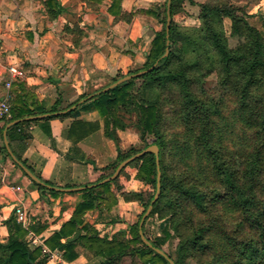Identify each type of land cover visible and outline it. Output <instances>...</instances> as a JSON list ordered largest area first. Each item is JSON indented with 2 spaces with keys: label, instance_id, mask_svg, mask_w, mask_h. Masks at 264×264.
I'll use <instances>...</instances> for the list:
<instances>
[{
  "label": "trees",
  "instance_id": "1",
  "mask_svg": "<svg viewBox=\"0 0 264 264\" xmlns=\"http://www.w3.org/2000/svg\"><path fill=\"white\" fill-rule=\"evenodd\" d=\"M185 1L193 3V0H170L168 53L161 57L166 47L164 3L163 9L154 13L160 29L151 41L143 65L127 73L145 69L161 57L149 71L94 95L71 111L11 125L6 132L9 147L19 161L43 180L22 158L31 138L26 131L31 123H39L50 136L51 118L69 116L77 109L94 110L102 120L103 135L117 143L116 130L127 126L124 119L127 115L143 145L132 144L125 149L117 146L116 157L100 168L102 172L96 181L111 174L121 160L151 143L157 145L160 188L147 217L156 216L167 222L160 235L148 237L145 218L142 230L151 243L163 249L164 242L173 236L174 253L163 250L175 264H264V17L260 18L259 29L233 0H204L198 4L197 25L179 24L174 16L183 11ZM40 2L49 19L61 14L57 0ZM120 2L112 0L109 11L118 12ZM225 18L230 21L228 34ZM63 29L73 34L75 44L74 36L83 34L76 24H65ZM231 37L237 39L235 44H230ZM212 73L216 84L205 88L204 81ZM125 74L117 72L110 82ZM17 89L22 91L20 83L13 91ZM97 89L81 93L65 106H60L57 99L48 110L16 92L15 97L10 95V117L2 119V126L15 119L64 110ZM82 123L72 120L69 138ZM14 140L19 142L14 144ZM0 153L9 158L3 143ZM126 166L136 169L134 178L149 185L150 193L145 189L123 190L119 176ZM126 166L113 180L79 190L81 198L71 216L44 240L50 251L57 249L64 260L71 261L80 245L96 258L91 264H122L125 257L134 264H168L141 241L139 220L110 237L100 236L92 225L84 222L87 211H110L117 204L118 195L124 201L138 202L143 211L146 209L155 191L154 155L145 152ZM30 183L52 196L62 193L31 180ZM3 224L7 237L0 242V264L46 263L49 253L40 246H30L26 238L29 230L39 232L42 226L24 227L16 221L14 213ZM77 231L78 237L69 241Z\"/></svg>",
  "mask_w": 264,
  "mask_h": 264
},
{
  "label": "crops",
  "instance_id": "2",
  "mask_svg": "<svg viewBox=\"0 0 264 264\" xmlns=\"http://www.w3.org/2000/svg\"><path fill=\"white\" fill-rule=\"evenodd\" d=\"M57 2L62 8L61 14L49 19L40 0H0V70L3 71L0 99L8 95L11 100V94L15 97L16 92H21L22 98L27 95L48 110L57 99L60 106H65L81 93L109 83L117 72L125 74L141 67L160 29L154 13L161 11L164 3L167 5V0H121L115 13L109 11L112 0ZM65 24H76L82 30L80 37L74 36L76 44L73 34L64 31ZM8 65H15L24 72L23 77L11 79L9 87L5 85L9 79L5 71ZM18 83L22 91L14 92ZM45 113L56 115L54 112L39 114ZM74 119L83 123L69 138V126ZM2 124L0 119V145L7 123ZM97 124L98 127H92ZM102 124L96 111L81 109L69 116L51 118L50 136L43 132L39 123H31L26 128L31 138L22 158L51 185L69 188L93 183L102 172L100 168L116 157L117 146L125 149L129 144L123 142L128 130L125 133L117 129L120 141L115 143L103 135ZM61 192L57 196L41 192L31 185L30 179L10 157L3 158L0 153V242L7 237L3 221L14 213L13 207L21 203L27 213L26 227L42 226L39 232L29 230L26 238L30 246H40L47 252L44 240L71 216L81 198L79 191ZM126 204L135 203L118 198L117 210L113 206L110 211H87L84 222L92 225L100 236L110 237L130 224L132 212H125L123 220L110 221V214L123 216L120 209ZM32 238L36 240L35 245L31 243ZM75 251L77 256L71 261L64 260L57 249L50 251L45 264H91L96 260L80 245Z\"/></svg>",
  "mask_w": 264,
  "mask_h": 264
},
{
  "label": "rangeland",
  "instance_id": "3",
  "mask_svg": "<svg viewBox=\"0 0 264 264\" xmlns=\"http://www.w3.org/2000/svg\"><path fill=\"white\" fill-rule=\"evenodd\" d=\"M204 0H193V3H190L189 1H185L183 11L177 13L174 16L175 22L179 24H185V25H197V13H198V4L200 2H203ZM233 3L235 5L242 6L244 10L249 14L248 19L249 21L256 25L259 29H261V17H264V0H233ZM224 26L226 29V33L228 34L229 28H230V21L228 18L224 19ZM230 44H235L237 42L236 38H229ZM138 80H136V84H138ZM216 84V76L214 73L210 74L204 81V87L205 88H213ZM126 118V119H125ZM125 123H127V126L124 127L122 130L126 131L128 130V133L124 136V143H129V145H132L134 143L137 147H141L143 145V142L139 139L137 129L134 125L131 123L133 120H131V117H128L127 115L124 116ZM131 120V121H130ZM120 141V139H118ZM136 173V169L132 166H126L125 172L119 176V183L123 187V190L125 191H138L141 189L147 190L149 193L152 191L151 187L142 181L135 179L134 174ZM134 179V181H133ZM118 198L123 200L120 195H118ZM124 201V200H123ZM127 202V201H124ZM134 202L135 204H126L123 208L120 209V211L123 210V216L119 217L117 213L114 215L110 214L112 219L114 221L116 220H123L125 219V212L131 213L132 216L129 218L130 224L136 223L138 220H140L143 211V207L139 205L136 201H129ZM134 206V208H133ZM114 209L116 206L114 205ZM127 215V214H126ZM128 220V221H129ZM125 222V221H124ZM139 222V221H138ZM165 219H158L156 216H150L147 217L145 221V232L148 237H154L161 234V230L166 225ZM128 237V234L126 235ZM174 243L175 240L173 236L169 238L166 242L163 244V249L169 253H174ZM122 264H134V262L129 258L125 257Z\"/></svg>",
  "mask_w": 264,
  "mask_h": 264
},
{
  "label": "water",
  "instance_id": "4",
  "mask_svg": "<svg viewBox=\"0 0 264 264\" xmlns=\"http://www.w3.org/2000/svg\"><path fill=\"white\" fill-rule=\"evenodd\" d=\"M169 5H170V0H167V5H166V18H165V37H166V47L164 49V53L162 54L161 57L165 56L168 53V40H167V31L169 28V24H170V15H169ZM159 57L158 59L155 60V62L150 65L149 67L145 68V69H141L138 70L136 72H131V73H127L125 75H123L120 78H117L115 81L110 82L109 84L103 86L100 89L95 90L92 93H89L88 95H86L85 97L81 98L80 100H78L76 103L72 104L71 106L67 107L64 110H60V111H56L53 114H62L65 113L67 111H71L72 109H74L78 104L90 99L91 97H93L94 95L100 94L102 92H106L109 89L113 88L114 86L122 83L123 81L129 80L133 77H137L142 75L143 73L149 71L157 62L158 60L161 58ZM46 115H48L47 113L45 114H39V115H35V116H28L25 117L23 119H15L12 120L10 122H8L3 129V144L4 147L7 151V153L9 154V157L11 158V160L25 173V175L33 182L44 186L47 189H52V190H56V191H79V190H83L85 188H89V187H93L96 186L98 184H102L108 181L113 180L114 178H116L120 172V170L125 167L130 161L134 160L135 158L141 156L142 154H144L145 152H151L154 155V159H155V166H156V177H155V191L153 193V196L148 204V206L146 207V209L144 210V212L142 213V216L138 222V234L139 237L141 239V241L143 242V244H145L147 247L153 249L156 253H158L159 255H161L167 262L168 264H175V262L173 261V259L161 248L154 246L151 241L144 235L143 230H142V225L143 222L145 220V218L148 216V214L151 211L152 208V204L154 203V201L156 200V198L158 197L159 194V188H160V169H159V160H158V147L155 143H151L147 146H145L143 149L133 153L132 155L128 156L127 158L121 160L116 167L114 168V170L112 171L111 174H109L108 176L104 177L101 180H98L96 182L93 183H89V184H85L82 186H77V187H69V188H64V187H58L55 185H51L48 184L46 182H44L43 180H41L39 177H37V175H35L26 165H24L21 161H19L16 156L13 154V152L11 151L10 147H9V142L8 139L6 137V131L7 129L13 125L16 124L22 120H28V119H33V118H42L45 117ZM79 235V231H77L73 236H71L68 240L72 241L75 240Z\"/></svg>",
  "mask_w": 264,
  "mask_h": 264
},
{
  "label": "built area",
  "instance_id": "5",
  "mask_svg": "<svg viewBox=\"0 0 264 264\" xmlns=\"http://www.w3.org/2000/svg\"><path fill=\"white\" fill-rule=\"evenodd\" d=\"M5 71L8 73L9 75V79H7L5 81V85L7 87L10 86L11 83V79L13 78H21L24 75V72L21 68L15 66V65H8L5 68ZM3 71L0 70V76L2 74ZM10 117V98L9 96H5L4 98L0 99V119L3 118H8ZM19 187L17 186L16 189H18ZM13 211L15 214V219L17 222L21 223L24 227L27 226V213L25 208L23 207V205L21 203L16 204L13 207ZM31 243L32 244H36V240L34 238L31 239ZM45 250L47 252H50L48 249L45 248Z\"/></svg>",
  "mask_w": 264,
  "mask_h": 264
}]
</instances>
